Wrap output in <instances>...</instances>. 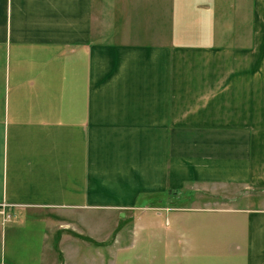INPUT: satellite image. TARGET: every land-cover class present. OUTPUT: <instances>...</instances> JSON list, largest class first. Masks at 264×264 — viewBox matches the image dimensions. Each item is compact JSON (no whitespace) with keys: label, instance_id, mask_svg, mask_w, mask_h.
Masks as SVG:
<instances>
[{"label":"crops","instance_id":"0c3cea01","mask_svg":"<svg viewBox=\"0 0 264 264\" xmlns=\"http://www.w3.org/2000/svg\"><path fill=\"white\" fill-rule=\"evenodd\" d=\"M259 188L264 0H0V264H264Z\"/></svg>","mask_w":264,"mask_h":264},{"label":"rangeland","instance_id":"374dc122","mask_svg":"<svg viewBox=\"0 0 264 264\" xmlns=\"http://www.w3.org/2000/svg\"><path fill=\"white\" fill-rule=\"evenodd\" d=\"M193 188H197L201 191H199L200 193H203V196L201 197H195V195H191L189 197V200H187V193L191 190H195ZM207 188H211V189H207ZM206 189V190H205ZM212 190V191H210ZM247 191H249L248 194L252 195V196H255V200L257 201V203H261V205H264V202H262V200H264V188L263 189H246ZM185 191V198L184 200H180L176 203L178 205H181V204H187V206L189 207H192L194 206L195 204H192V202L196 203L198 200L201 202V203H206L208 206H214L217 202L221 201V202H224V196H237L238 193H241V192H244V189L240 188V189H235V190H232V191H228L226 190V187L225 186H218V185H207V184H196V185H188L186 187V189H184ZM205 194V196H204ZM211 200V202L209 203V201ZM188 201V203H187ZM198 201V202H199ZM244 203V200H239L237 201V204H243ZM175 204V206H177ZM219 206V205H218ZM223 206V204L221 205ZM220 206V207H221ZM109 219L111 220H117L119 221V219L115 216V215H111L109 216ZM112 223L114 225H112L111 227L115 226L116 223L114 221H112ZM106 232V236L108 234V231H105ZM97 248L94 246V251H97L96 250ZM117 250V249H116ZM117 251H113V254L115 255ZM95 254V252H94ZM51 264V263H50ZM129 264H133V260L129 263ZM145 264H148V261L145 262Z\"/></svg>","mask_w":264,"mask_h":264},{"label":"built area","instance_id":"2783aa9c","mask_svg":"<svg viewBox=\"0 0 264 264\" xmlns=\"http://www.w3.org/2000/svg\"><path fill=\"white\" fill-rule=\"evenodd\" d=\"M4 205L6 206V204H4ZM5 206H4V207H5ZM4 207H3V208H4ZM4 210H5V209H1V210H0V216L3 215V214H5V211H4ZM8 216H10V215H8Z\"/></svg>","mask_w":264,"mask_h":264},{"label":"water","instance_id":"95a60500","mask_svg":"<svg viewBox=\"0 0 264 264\" xmlns=\"http://www.w3.org/2000/svg\"><path fill=\"white\" fill-rule=\"evenodd\" d=\"M124 216V215H123Z\"/></svg>","mask_w":264,"mask_h":264}]
</instances>
